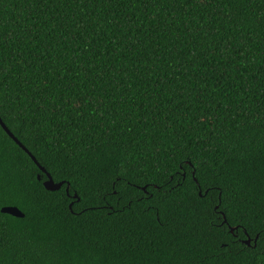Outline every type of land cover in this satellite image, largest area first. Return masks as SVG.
<instances>
[{"label": "trees", "instance_id": "16d2710c", "mask_svg": "<svg viewBox=\"0 0 264 264\" xmlns=\"http://www.w3.org/2000/svg\"><path fill=\"white\" fill-rule=\"evenodd\" d=\"M0 119V264H264V0H0Z\"/></svg>", "mask_w": 264, "mask_h": 264}, {"label": "water", "instance_id": "95a60500", "mask_svg": "<svg viewBox=\"0 0 264 264\" xmlns=\"http://www.w3.org/2000/svg\"><path fill=\"white\" fill-rule=\"evenodd\" d=\"M0 127L1 129L5 132V134L19 147L21 148L29 157L30 159L33 161V163L38 167V169L41 171V169H44L43 167H41L37 161L35 160V158L25 149V147L12 135V133L6 128V126L2 123L1 119H0ZM44 182L42 183L43 187L45 188V190H48V191H56L58 189H60V187L62 186V182H59V183H54L53 180L51 183H48L46 186H44ZM66 193L68 191V185L66 186V189H65ZM200 194V193H199ZM73 199H76V201H78V198L76 196V194H74L72 196ZM71 208V204H69V209ZM0 212L3 213V214H8V215H11L13 217H16V218H22L23 217V214L15 207H2L0 209ZM223 222L225 223V218L223 216ZM236 228H229V231L230 232H233ZM257 237L255 238L254 240V243L256 241ZM250 239L247 238L246 240L243 241V243L247 246L250 245Z\"/></svg>", "mask_w": 264, "mask_h": 264}, {"label": "snow or ice", "instance_id": "6c2138e0", "mask_svg": "<svg viewBox=\"0 0 264 264\" xmlns=\"http://www.w3.org/2000/svg\"><path fill=\"white\" fill-rule=\"evenodd\" d=\"M38 3L44 2L46 3L47 0H37ZM94 3L95 0H92ZM205 3H207V0H204ZM190 66V65H189ZM41 172L43 173L44 177L46 178L44 182V186H46L48 183H51L53 180V175L47 172L44 169H41ZM36 180H40V175L35 176ZM5 185H6V180H5V175H4V165L3 161L0 160V199H3L4 197V192H5ZM4 225H5V220L3 218H0V246L3 245V240H4Z\"/></svg>", "mask_w": 264, "mask_h": 264}]
</instances>
